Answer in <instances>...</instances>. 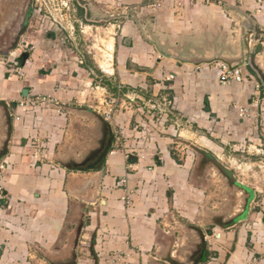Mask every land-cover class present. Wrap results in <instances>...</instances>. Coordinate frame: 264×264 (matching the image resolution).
<instances>
[{
	"label": "crops",
	"instance_id": "crops-1",
	"mask_svg": "<svg viewBox=\"0 0 264 264\" xmlns=\"http://www.w3.org/2000/svg\"><path fill=\"white\" fill-rule=\"evenodd\" d=\"M25 2L0 0V36L16 27ZM37 2L20 47L0 52V105L12 110V137L0 161L6 166L0 177L6 194L0 200V264H168L163 256L173 239L169 255L178 264H264V172L258 168L264 163V98L255 95L258 76L247 63L245 82L222 84L217 63L178 64L160 58L149 42L156 35L171 47L214 43L233 51L237 31L230 13L248 15L264 31V0H70L66 26L56 20L62 11L40 15L47 12ZM109 18L118 32L106 75L80 53L74 30L80 22L92 26ZM251 37L245 38L247 50ZM23 43L32 52L22 63ZM259 61L264 67V51ZM101 88L116 104L109 122L114 144L103 172L89 170L94 162L74 169L99 137L97 122L83 111L102 115L107 106L93 96ZM36 95L59 105L18 107ZM149 101L161 109L152 110ZM248 147L262 153L243 156ZM69 158L67 168L62 160ZM212 159L253 193L248 211L226 229L221 225L241 209L224 221L216 213L217 205L232 207L233 201L226 199L230 191L207 187ZM193 221L200 232H211L188 231Z\"/></svg>",
	"mask_w": 264,
	"mask_h": 264
},
{
	"label": "water",
	"instance_id": "water-1",
	"mask_svg": "<svg viewBox=\"0 0 264 264\" xmlns=\"http://www.w3.org/2000/svg\"><path fill=\"white\" fill-rule=\"evenodd\" d=\"M23 1H26L23 4L25 6L22 10V14L17 20V25L20 22V32L18 35V40H20V38L26 34L30 17L34 11L33 0ZM24 12L26 13L25 15ZM230 15L236 20L235 30L237 31L233 51L229 50L226 45L219 46L214 43H212V45L205 44L203 47L197 49L194 48L196 46L189 43H185V45L182 46L171 47L167 42L162 43V40L156 35H153L152 39H149V42L155 47L156 51L160 55V58L173 60L178 64H189L196 67H200L202 65H212L215 63H223L227 65L231 71H234L246 66L250 53L249 50H247L245 38L252 36L255 47L248 64L254 70L260 82L264 85V67L259 61V56L264 51V31L254 26L248 15H240L239 13H230ZM192 49H195V51H192ZM28 92V89H26L23 93L24 96H28ZM0 109L2 112L1 119L3 121V128L5 129L3 136L4 139L1 141L0 145L1 161L8 151V146L12 137V110L6 105H0ZM83 112L90 115L93 120L97 122L98 127L96 129V133L99 134V137L94 141L95 144L93 145V148L87 150V152L85 151L86 157L75 161V165L73 167H75L74 169L82 170L86 168L85 166L88 162H94L93 165L89 167V170L103 172L104 165L114 144L115 135L112 130L111 124L106 121L100 113L88 110H84ZM195 152L199 157L203 155V153L198 150H195ZM72 162L73 161L70 158L62 160L63 165L67 168L73 164ZM210 166L216 169L218 174L224 179V181L226 182V186L228 187L230 192L234 193L235 195L237 193L242 194L243 203L241 207L242 209L239 214L235 215L232 219L228 220L227 218V221L225 220L227 217L226 213L219 215V218L222 219V221L225 220L221 225V228L226 229L230 226H233L237 222V220H239L238 218H240L248 211L251 199L253 198V193L251 190L249 191L246 187L241 185L236 180L232 172L217 159H212ZM187 230L196 231L199 235L201 234V236H205L203 233H207V231L211 232L208 230V228L200 232L198 226H188ZM173 236L174 235H171V237ZM78 237L79 233L77 235L76 242L78 241ZM175 241L176 240L173 239V241L169 245L167 254L163 256V260L168 264L179 263L178 261H176V259L171 258L172 256L169 255L170 251H172ZM69 253L70 255L74 256L75 249L70 251ZM49 261L52 264H66L65 262H68L60 259H58V261Z\"/></svg>",
	"mask_w": 264,
	"mask_h": 264
},
{
	"label": "rangeland",
	"instance_id": "rangeland-1",
	"mask_svg": "<svg viewBox=\"0 0 264 264\" xmlns=\"http://www.w3.org/2000/svg\"><path fill=\"white\" fill-rule=\"evenodd\" d=\"M50 2L46 0H38L37 4L38 7H43L46 9V14L40 13V15H47L50 17L53 13H56L55 10L59 9L60 11L62 10V17L61 16H56L58 17V20L62 19L61 22L65 24V26L70 23V16H69V9L71 7V2L70 0H49ZM130 11L129 8L126 9V12ZM130 12H128L129 14ZM53 15V14H52ZM57 15V13H56ZM114 20L109 18L103 22H98L96 24H93L92 26L89 24H75V34L74 37L77 39L78 43V50L80 51L81 54L85 55L88 57L89 61L93 63L95 66V69L101 71L104 74L110 75V73H107L113 69V66H110V64H113V56H114V50H115V38L116 34L118 32L117 28L113 27ZM91 26V27H90ZM51 32V30H50ZM65 32V31H64ZM62 32V37H66L68 39L69 35L65 32ZM72 43V42H71ZM23 46L27 48V52L30 54L32 52L31 47L27 46V43H23ZM72 48V45H70L69 41L66 44V48ZM111 48V49H110ZM26 53V52H25ZM28 54V55H29ZM249 63V60H248ZM106 71V72H105ZM95 93L93 96H96L97 103L99 104L101 101L102 103L106 104L110 98L106 94V92L101 88V89H95ZM101 105V104H99ZM252 148L249 149V147L246 149L244 152L243 156L245 154L248 155H256L259 156L260 154H257V149ZM225 163L228 164V166L232 167L234 170L238 171L236 163L233 159H224ZM238 164V162H237ZM263 164V167L261 165ZM258 168L260 171L264 172V163H262ZM206 183L207 187L211 188V192L217 193L219 192L218 189H225L227 193H229V189L226 186V182L224 179L218 174L216 169L213 167H209L208 171L206 172ZM210 192V191H208ZM231 195L229 197H226L227 200H232V207L228 206H223L222 205H217L215 208L216 213H226L227 217L232 215L233 211L235 209H242L240 208L241 204L243 203L242 201V195L240 193H237L236 195L232 192H230ZM242 207V206H241ZM192 226H198L200 225L199 221H193L191 223ZM207 226L203 227L206 228ZM51 264V263H50Z\"/></svg>",
	"mask_w": 264,
	"mask_h": 264
},
{
	"label": "built area",
	"instance_id": "built-area-1",
	"mask_svg": "<svg viewBox=\"0 0 264 264\" xmlns=\"http://www.w3.org/2000/svg\"><path fill=\"white\" fill-rule=\"evenodd\" d=\"M47 1L50 2L49 0H47ZM203 2L206 4H213V3H220L221 0H203ZM154 6L157 7L159 5L155 4ZM56 10H58L56 12L58 14L61 13V11H62V10L60 11L59 9H56ZM56 20H58V19H56ZM248 47H249V52H252L254 47H255V43H254L252 37L249 40ZM23 48H24V51L26 53H28L27 48H25L24 46H23ZM216 65H217V70H218L219 76H220V82L222 84L242 83V82L246 81V77L244 75L243 68L231 71L229 69V67L223 63H217ZM16 70H17V73L19 75H23V69L18 67ZM107 73H109V72H107ZM252 78L253 77H251V79ZM254 84H255L254 90L257 91V92H255V95H257L258 97L261 96L264 98V85L258 80H256V82ZM132 101H135V99H132ZM149 103H151L152 110L161 109V107L156 105V103L152 104V101H149ZM58 105H59V102L55 98L50 97V96H46V95H36V96L26 97V98H24V100H22L18 103V107H20L22 109L23 108L25 109L26 107H29V106H31V107H34V106L52 107L53 106L54 107V106H58ZM115 105H116L115 102H107L106 103L107 108H105L102 111V116L108 122H111L113 119V113L115 111ZM160 111H162L164 114H166L168 112V110H165V111L160 110ZM99 112L101 113V111H99ZM245 112H246L245 110L243 112H241V115H244ZM36 145H38V144H36ZM253 148L257 149L256 147H253ZM250 149L252 150V148H250ZM37 151L40 152V151H42V149L38 148ZM261 153H262V150L257 149V154H261ZM5 167H6L5 165H0V177L3 175V171H4ZM5 199H6L5 190L0 183V200H5Z\"/></svg>",
	"mask_w": 264,
	"mask_h": 264
},
{
	"label": "flooded vegetation",
	"instance_id": "flooded-vegetation-1",
	"mask_svg": "<svg viewBox=\"0 0 264 264\" xmlns=\"http://www.w3.org/2000/svg\"><path fill=\"white\" fill-rule=\"evenodd\" d=\"M26 13L24 12V15ZM33 15V13H32ZM31 15V17H32ZM20 23V22H19ZM19 23L16 25V27L13 30H7L6 33H4L2 36H0V52H5L9 54L11 49H15L17 47H20V41L23 39V36L18 40V35H19ZM31 23V22H30ZM29 28V26H28ZM27 28V31H28ZM11 54V53H10ZM29 53H25L23 57H27Z\"/></svg>",
	"mask_w": 264,
	"mask_h": 264
},
{
	"label": "trees",
	"instance_id": "trees-1",
	"mask_svg": "<svg viewBox=\"0 0 264 264\" xmlns=\"http://www.w3.org/2000/svg\"><path fill=\"white\" fill-rule=\"evenodd\" d=\"M25 58L26 57H22V59L20 60V62H22V63L25 62Z\"/></svg>",
	"mask_w": 264,
	"mask_h": 264
},
{
	"label": "bare ground",
	"instance_id": "bare-ground-1",
	"mask_svg": "<svg viewBox=\"0 0 264 264\" xmlns=\"http://www.w3.org/2000/svg\"><path fill=\"white\" fill-rule=\"evenodd\" d=\"M111 49V48H110ZM108 72V71H107Z\"/></svg>",
	"mask_w": 264,
	"mask_h": 264
}]
</instances>
